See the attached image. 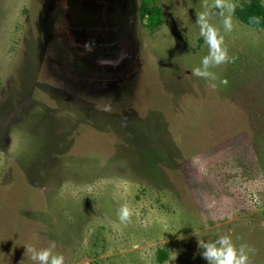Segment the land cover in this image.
Returning a JSON list of instances; mask_svg holds the SVG:
<instances>
[{
	"label": "rangeland",
	"instance_id": "rangeland-1",
	"mask_svg": "<svg viewBox=\"0 0 264 264\" xmlns=\"http://www.w3.org/2000/svg\"><path fill=\"white\" fill-rule=\"evenodd\" d=\"M154 1L157 28L141 0H0V264L52 242L64 264H209L217 234L264 264V29L249 0H225L231 32L215 0ZM205 10L235 57L216 81L191 74Z\"/></svg>",
	"mask_w": 264,
	"mask_h": 264
},
{
	"label": "clouds",
	"instance_id": "clouds-1",
	"mask_svg": "<svg viewBox=\"0 0 264 264\" xmlns=\"http://www.w3.org/2000/svg\"><path fill=\"white\" fill-rule=\"evenodd\" d=\"M213 7L218 9V15L223 17L224 32H231L233 30L231 14L234 6L226 3L225 0H215ZM210 16L211 13L208 10L196 15L199 36L203 38V43L207 46V54L201 57L199 66L191 69V74L195 77L216 81L217 75L210 69L222 64L232 63L235 57L229 55L228 48L224 43V35L221 34L219 28L210 22ZM261 21L260 16L249 18V22L256 25H259ZM191 46L195 47L196 45L191 44ZM227 83L226 78L219 80L220 85H226ZM213 87H216V84H213ZM132 215V209L125 204L119 209L118 219L122 224L128 223ZM24 246L25 252L30 253L29 258L33 264H64V256L54 252L55 242H52L49 247L41 249L34 246ZM198 248L201 250L200 255L209 264H250L249 253L254 251L246 243L237 246L233 243L231 236L227 234H217L214 238L198 240Z\"/></svg>",
	"mask_w": 264,
	"mask_h": 264
},
{
	"label": "trees",
	"instance_id": "trees-1",
	"mask_svg": "<svg viewBox=\"0 0 264 264\" xmlns=\"http://www.w3.org/2000/svg\"><path fill=\"white\" fill-rule=\"evenodd\" d=\"M139 15L142 21L146 20V25L150 28H157L163 23L162 10L154 0H141ZM235 15L249 26L264 29V0H249L244 5L235 8ZM252 16H260L261 23L259 25L250 23L249 18Z\"/></svg>",
	"mask_w": 264,
	"mask_h": 264
},
{
	"label": "crops",
	"instance_id": "crops-1",
	"mask_svg": "<svg viewBox=\"0 0 264 264\" xmlns=\"http://www.w3.org/2000/svg\"><path fill=\"white\" fill-rule=\"evenodd\" d=\"M233 183V182H232ZM232 183H231V185L230 186H226L225 188H227V189H229V188H232ZM234 186H235V183H234ZM216 187L217 188H219V190L221 189V186H220V184H216ZM221 190H223V189H221ZM190 192H194V191H191L190 190ZM196 192V191H195ZM220 192V191H219ZM225 197L227 198L228 197V195H226V193H225ZM227 207H225V209H226ZM230 209V208H229ZM233 210V208H231L229 211H232ZM225 211H228V208L225 210ZM250 222H247V224H249ZM251 224V223H250ZM249 224V225H250ZM248 225V226H249Z\"/></svg>",
	"mask_w": 264,
	"mask_h": 264
}]
</instances>
